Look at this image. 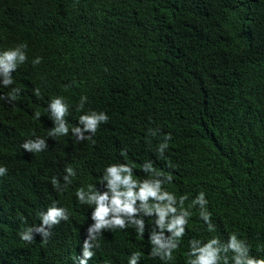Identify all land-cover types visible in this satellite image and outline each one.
Listing matches in <instances>:
<instances>
[{
	"label": "trees",
	"instance_id": "16d2710c",
	"mask_svg": "<svg viewBox=\"0 0 264 264\" xmlns=\"http://www.w3.org/2000/svg\"><path fill=\"white\" fill-rule=\"evenodd\" d=\"M21 43L27 62L12 85H0V166L8 170L0 177V264H78L92 207L76 190L101 187L115 163L134 165L144 179L146 161L172 174L164 187L188 194L186 207L205 192L216 226L208 233L191 209L174 264H185L188 240L226 242L233 232L264 258V0H0V53ZM12 88L20 89L14 101ZM81 96L88 102L78 111ZM55 97L69 106L70 129L89 111L107 113L94 144L71 132L48 135ZM166 134L165 159L156 146ZM37 137L48 147L26 152L22 144ZM67 166L76 176L58 192L51 180L63 185ZM54 202L69 220L50 229L47 243L22 241ZM151 227L146 218L143 238L132 227L106 231L88 264H127L137 251L140 264H162L149 257Z\"/></svg>",
	"mask_w": 264,
	"mask_h": 264
},
{
	"label": "clouds",
	"instance_id": "9594fccd",
	"mask_svg": "<svg viewBox=\"0 0 264 264\" xmlns=\"http://www.w3.org/2000/svg\"><path fill=\"white\" fill-rule=\"evenodd\" d=\"M27 44L21 43L15 47L0 53V85L9 87L14 83L12 73L20 65L27 62ZM42 57H36L32 64L39 65ZM20 89L12 88L7 99H17ZM34 95L39 96L40 90L35 89ZM88 102L87 96H81L77 110L84 109ZM48 110L51 113L54 127L48 132L53 138L67 136L69 132L76 138L77 142L95 140L93 137L102 124L109 122V116L105 112L89 111L79 117V125L69 128L65 119L69 114V106L64 97H55L49 103ZM35 119L40 118V113L34 114ZM158 129H150L149 135L156 137ZM87 134V135H86ZM171 134L162 137V141L156 146V151L161 158L169 148ZM48 147L43 138L26 140L22 148L29 153H39ZM126 155V153H122ZM166 159V158H165ZM134 165L130 163H115L104 169V175L100 181L101 187L89 184L87 190L80 187L75 196L81 205L92 207V223L86 229V238L82 245L78 264H88L95 256L94 249L100 248V239L103 234L111 231H123L132 227L139 237L143 238L146 229V218H151L152 227L148 234L151 244L149 257L162 261V264H174L175 253L186 236L190 217L193 215L191 209L196 208L200 220L207 226L208 233H215L216 226L212 222V213L208 210L209 201L205 198V192L200 191L191 202L185 206L189 199L188 194L179 198L175 193L165 189V184H171L173 176L157 170L152 161H146L141 165V171L145 178L140 179L134 175ZM168 167H174L168 162ZM7 168L0 166V177L7 175ZM64 184L53 177L52 186L58 192H63L72 183L76 176V170L67 166L65 168ZM40 226L28 227L21 232L20 239L26 243H33L35 236L41 237L42 243H47L51 235L50 229L58 226L61 221L69 220L68 209L59 207L54 202L46 211L39 213ZM264 251V249H261ZM142 253L133 252L128 257L127 264H140ZM185 264H264V258L250 255V246L244 239L238 237V233L229 235L226 242L218 236L208 239L192 238L188 240V251L185 253Z\"/></svg>",
	"mask_w": 264,
	"mask_h": 264
}]
</instances>
